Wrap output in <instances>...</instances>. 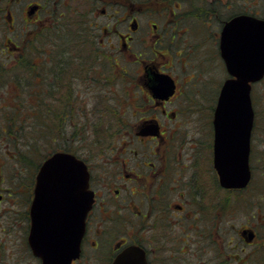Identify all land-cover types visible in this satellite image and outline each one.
I'll list each match as a JSON object with an SVG mask.
<instances>
[{
	"label": "flooded vegetation",
	"instance_id": "1",
	"mask_svg": "<svg viewBox=\"0 0 264 264\" xmlns=\"http://www.w3.org/2000/svg\"><path fill=\"white\" fill-rule=\"evenodd\" d=\"M133 1L32 0L26 4L35 40L42 36L50 40L57 31L67 34L72 25L79 30V75L75 80L79 158L89 171L93 202L86 215L79 255L70 264H115L131 246L143 250L141 258L146 264H223L227 231L218 229L226 215L228 193L242 191L255 181L253 164L259 127L256 83L251 92L255 112L249 156L251 180L246 187L229 188L221 183L215 166L214 116L218 99L209 116L212 134L181 133L197 110L204 115L206 106L195 93L188 92V86L194 78L212 73L213 66L206 64L205 69L195 70L199 76L183 84L181 72L189 68L188 61L178 70L168 55L191 56L188 36H193L194 31L199 35L205 32L204 39L212 40L217 48L215 62L223 77L220 94L225 80L234 77L222 51L225 24L237 14L264 16L259 15L257 2H253L251 13L241 8L239 13L231 14L236 11L233 9L227 18L219 17L221 5L232 9L233 4L243 0H158L154 12L146 11L147 0H140V5ZM84 11L98 12L96 16L101 20L91 17L83 21L80 15ZM214 17L222 22L216 33L211 31ZM8 19L14 20L10 12ZM21 42L11 39L6 44L15 53ZM174 46L180 49L174 51ZM87 47L88 52L81 53ZM134 66H138L133 75L136 84L128 86L124 82L116 89L117 78H131ZM155 73L174 79L172 94L154 90ZM121 92L124 98L116 99ZM37 173L34 166L30 167L26 201L12 199L4 207L13 190L0 187V222L6 221L11 227L0 229V264H44L29 242ZM22 221L27 223L23 231L19 229ZM251 230L255 236L249 240ZM239 235L247 245L258 244L260 235L255 227H243ZM5 238L15 244L12 262L2 260ZM259 241L256 254L264 250V236Z\"/></svg>",
	"mask_w": 264,
	"mask_h": 264
},
{
	"label": "water",
	"instance_id": "2",
	"mask_svg": "<svg viewBox=\"0 0 264 264\" xmlns=\"http://www.w3.org/2000/svg\"><path fill=\"white\" fill-rule=\"evenodd\" d=\"M222 51L236 77L224 82L215 110V166L224 186L243 187L251 179V82L264 76V18L239 14L230 19L223 29ZM152 87L161 94H172L175 81L156 74ZM35 194L29 236L33 252L44 264H70L79 253L93 202L87 165L72 152L55 151L39 169ZM254 236L251 230L247 238ZM142 255L140 247L131 246L115 264H146Z\"/></svg>",
	"mask_w": 264,
	"mask_h": 264
},
{
	"label": "rangeland",
	"instance_id": "3",
	"mask_svg": "<svg viewBox=\"0 0 264 264\" xmlns=\"http://www.w3.org/2000/svg\"><path fill=\"white\" fill-rule=\"evenodd\" d=\"M32 0H0V42L2 39L6 38V42L8 43L11 39L12 41L19 42L20 38L24 39L28 33L32 35V24H29L28 16L26 13V4ZM137 2V5H140V0H134ZM133 1V2H134ZM148 3L145 4L147 12H154L158 7V0H147ZM248 1V2H246ZM253 2H257L255 9L260 12V16H264V0H243L242 2L233 4L232 9H227L224 5L220 6V11H218L219 17L227 18L231 16V14L239 13L241 8L243 11L251 13L254 7L252 6ZM242 4V7L240 6ZM236 6V7H235ZM248 6H252L251 9ZM238 7V8H237ZM235 9L236 11H234ZM234 11L233 13H231ZM9 12L12 13L14 20L11 21L8 19ZM231 13V14H230ZM98 12L92 11L89 13V17H93L94 20L100 19L96 16ZM150 16V15H149ZM148 16V17H149ZM145 22L144 18L141 20ZM153 19H151V22ZM199 21V20H197ZM214 22H211V31L217 32L218 27L222 24L221 21L217 20V17H214ZM14 23V24H13ZM219 23V26H218ZM15 29V30H14ZM14 30V31H13ZM29 35V34H28ZM193 36H188L191 39L192 47L190 51L192 52L191 56H182L183 58H178V56L168 55V58L174 59V68L183 69L181 65L185 66V61H188L189 68L185 67L183 70L185 72H181L183 77L181 78L183 84L187 80L193 78V76L197 77L198 70L205 69L206 64H210L213 66L214 71L210 74H203L197 78H194L193 82L188 86L189 93H195L198 99L205 102L206 106L204 111V115H202L199 110L195 112V116L192 117L191 121H188L185 126L181 129V133L186 134L187 136H193L195 134H212V122L209 120V116H212L214 110V104L218 99L219 94V86L220 80L223 81V77L221 79V72L218 65L215 62V58L217 59V48L212 40L204 39L205 32L202 35H199L197 31L192 33ZM190 43V42H188ZM180 44V43H179ZM174 51L180 49L177 46H174ZM88 52L83 50L81 53L85 54ZM175 53V52H172ZM0 59L1 56H0ZM162 61V58H160ZM183 61V63H182ZM168 63V62H166ZM138 66L131 67L130 71L132 73L131 78L125 79L124 76L117 78L116 80V89H119L121 85L125 82L128 86H133L136 84L137 78L133 75L136 74L135 71L138 69ZM206 71V70H205ZM120 82V84H119ZM132 82V83H131ZM186 85V84H185ZM2 87V86H1ZM256 89V107L258 110V124L257 127V135H256V155L254 157V173H255V181L252 186L245 188L242 191L235 192L231 191L227 196V204H226V215L223 217L222 227L218 230L227 231V249L226 254L222 255L223 264H255L257 260L258 264H264V250L262 248L260 251L258 250V254H256L257 247L260 243V238L262 239L264 236V79L259 81L255 85ZM108 89V88H105ZM140 91V90H139ZM132 92L133 89H132ZM141 92V91H140ZM142 93V92H141ZM143 94V93H142ZM119 97L124 98L122 92L119 96L115 95V98ZM128 97V95H127ZM192 97H196L192 94ZM135 97H132V101ZM195 99V98H194ZM127 100V98H126ZM79 105V104H78ZM4 113V109L3 112ZM75 114L77 119H79L77 110L75 109ZM200 116V117H199ZM204 117V118H203ZM191 118V117H190ZM202 119V121L200 120ZM204 121V124H203ZM0 122H2L1 118V104H0ZM205 122H207L205 126ZM1 127V125H0ZM207 127V131H206ZM25 144L28 142L27 139H21ZM73 146L79 152V143L74 142ZM21 149V148H20ZM22 150V149H21ZM24 151V150H23ZM14 150L4 142V138L0 134V187L4 190L11 189L13 192L11 193V197H9V201H5L3 203L4 207H8L12 202L17 201H26L27 199V189H28V165L18 164L19 160L15 158ZM22 170V173H21ZM8 192V191H7ZM21 203V202H20ZM10 223L3 221L0 222V229H11ZM251 226L255 227L259 231L258 244L257 245H247L240 237L239 230L243 227ZM27 227V223L25 221L20 222V230H24ZM22 235V233H21ZM217 238V236H215ZM6 246L3 251V261L12 262L14 256L16 254L15 244L10 239L5 238ZM13 240V239H11ZM15 240V239H14ZM19 241V238L17 239ZM255 251V253H254ZM254 253V254H253ZM257 257V258H256ZM190 260H192V255H190ZM194 262V260H193ZM219 262V261H218ZM222 263V262H221ZM183 264V263H182ZM188 264V263H187Z\"/></svg>",
	"mask_w": 264,
	"mask_h": 264
},
{
	"label": "trees",
	"instance_id": "4",
	"mask_svg": "<svg viewBox=\"0 0 264 264\" xmlns=\"http://www.w3.org/2000/svg\"><path fill=\"white\" fill-rule=\"evenodd\" d=\"M87 15V11L80 15L83 21L92 20ZM71 30L67 34L54 32L50 40L44 36L35 40L28 33L20 38L22 44L15 53L8 48L6 38L1 40L0 134L13 148L18 164L28 165V175L30 167L38 170L55 150L79 155L73 146L79 143V119L75 114L76 109L79 116L75 88L79 30L74 25Z\"/></svg>",
	"mask_w": 264,
	"mask_h": 264
}]
</instances>
